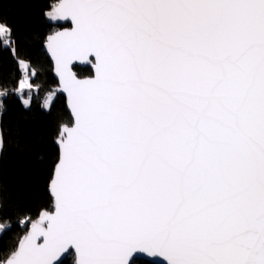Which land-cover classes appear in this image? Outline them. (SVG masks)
Masks as SVG:
<instances>
[{
	"label": "snow or ice",
	"instance_id": "snow-or-ice-1",
	"mask_svg": "<svg viewBox=\"0 0 264 264\" xmlns=\"http://www.w3.org/2000/svg\"><path fill=\"white\" fill-rule=\"evenodd\" d=\"M45 15L75 25L47 45L72 118L45 95L54 212L25 215L31 232L0 264H264V0H58ZM18 44L0 10V47L16 59ZM20 65L0 118L4 98L30 109L42 87Z\"/></svg>",
	"mask_w": 264,
	"mask_h": 264
},
{
	"label": "trees",
	"instance_id": "trees-1",
	"mask_svg": "<svg viewBox=\"0 0 264 264\" xmlns=\"http://www.w3.org/2000/svg\"><path fill=\"white\" fill-rule=\"evenodd\" d=\"M58 0H32L15 2L0 0V10L7 22L13 26L18 39L19 58L14 59L11 50L0 47V87L10 90L19 80L22 70L19 59L27 60L37 71L34 78L41 89H33L31 108H25L17 95L4 98L5 113L0 126L6 142V150L0 157V197L3 198L4 215L12 227L0 236V258L11 250L28 234L31 222L40 215L54 210V199L47 191L55 165L60 157L56 143L59 121L44 113L40 108L49 92H56L58 81L53 73V64L45 50L48 37L62 26L49 19L45 13L52 11ZM70 25H66L69 27ZM76 74L90 77L91 67H75ZM58 103L56 111L63 115V122L71 121L66 97L56 92ZM25 215L30 218L25 219ZM25 219L22 225L20 221ZM63 264H74V255H68ZM137 264H151L138 260Z\"/></svg>",
	"mask_w": 264,
	"mask_h": 264
},
{
	"label": "water",
	"instance_id": "water-1",
	"mask_svg": "<svg viewBox=\"0 0 264 264\" xmlns=\"http://www.w3.org/2000/svg\"><path fill=\"white\" fill-rule=\"evenodd\" d=\"M56 24H57L58 26H62V28L58 29L56 32H54L52 35H50V36L48 37L47 43H46V45H45V50H46V52H47V54H48V56H49V58H50V60H51V62H52V64H53V73H54V76H55V78L57 79L58 84H59V85H58V88L56 89V92L61 93V94H63V95L66 97V99H67V106H68L69 112H70V114H71V108H70V102H69V99H68V95H67V93H65V92L62 91L63 85H62V83L60 82V80H59V76H58V74H57L56 71H55V59L52 57L51 52L48 50L47 45H48L49 38H50L51 36H54V35H56L57 33L71 31V30L74 29L75 25L71 22L70 19H69V20H56ZM67 24L70 25V26H69V27H66ZM90 59H91V58H90ZM88 66L91 67V68L93 69L94 74H93L92 76H90V77H85V78H81V77H79V76L76 74L75 67L85 68V67H88ZM71 67H72L74 73L77 75V78H78V79H89V78H93L94 75H95V68H94V66L91 65V64H87V63H84V62H81V61H78V60H77V61H73ZM71 117H72V116H71ZM59 150H60V148H59ZM60 154H61V150H60ZM53 199H54V198H53ZM52 212H54V210H53ZM52 212H49V213H52ZM37 221H38V220H37ZM44 226L46 227V224H45ZM30 232H31V227H30V229H29L28 234H29ZM40 242H42V238H41L40 240L37 241V243H40ZM67 256H68V254H65V255L62 257V261H63V262H64V260L66 259ZM154 259H157V258L148 257L146 254H140V255H139V258H138V260H145V261H148V262H150V263H151ZM160 259H162V258H160Z\"/></svg>",
	"mask_w": 264,
	"mask_h": 264
},
{
	"label": "rangeland",
	"instance_id": "rangeland-1",
	"mask_svg": "<svg viewBox=\"0 0 264 264\" xmlns=\"http://www.w3.org/2000/svg\"><path fill=\"white\" fill-rule=\"evenodd\" d=\"M20 60H22V59H19V64H20ZM20 67H21V70H22V72L24 71V69H23V67H22V65H20ZM56 93V92H55ZM1 127V126H0ZM2 235V233H0V236Z\"/></svg>",
	"mask_w": 264,
	"mask_h": 264
}]
</instances>
